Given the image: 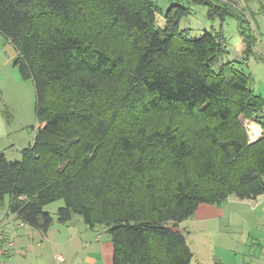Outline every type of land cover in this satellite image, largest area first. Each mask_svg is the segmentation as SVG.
Returning <instances> with one entry per match:
<instances>
[{
  "label": "trees",
  "instance_id": "1",
  "mask_svg": "<svg viewBox=\"0 0 264 264\" xmlns=\"http://www.w3.org/2000/svg\"><path fill=\"white\" fill-rule=\"evenodd\" d=\"M184 1L234 14L231 1L177 0L160 27L153 0H0L36 95L32 145L0 155V200L25 224L79 216L111 237L114 264H193L180 224L202 204L264 196V136L250 142L240 120L264 130V101L224 60L221 32L181 30Z\"/></svg>",
  "mask_w": 264,
  "mask_h": 264
},
{
  "label": "crops",
  "instance_id": "2",
  "mask_svg": "<svg viewBox=\"0 0 264 264\" xmlns=\"http://www.w3.org/2000/svg\"><path fill=\"white\" fill-rule=\"evenodd\" d=\"M15 58L13 45L0 33V155L10 161L21 160L23 151L32 145L38 127L35 88L32 81L24 80L14 64ZM258 126L260 138L264 130ZM226 202L225 217L232 224L221 227L225 233L222 243L231 250L236 249L238 243L233 235L241 228L236 224L238 219L243 221V217L249 215L258 223L257 228L252 223L247 224L250 229L241 228L246 233L241 236L245 240L244 253L251 254V264H264V222L261 224L264 196L253 201L230 199ZM250 204L255 205L251 210L253 215ZM255 230L259 235L253 234ZM0 251L2 264H114L113 242L102 228H91L81 217L75 216L67 224L55 219L49 229L43 231L25 224L10 212L9 196L0 200Z\"/></svg>",
  "mask_w": 264,
  "mask_h": 264
},
{
  "label": "rangeland",
  "instance_id": "3",
  "mask_svg": "<svg viewBox=\"0 0 264 264\" xmlns=\"http://www.w3.org/2000/svg\"><path fill=\"white\" fill-rule=\"evenodd\" d=\"M153 1L159 8L157 23L160 27H164L165 14L173 4L178 2L177 0ZM216 1L221 5L220 0ZM222 1L227 3L232 1V6L235 7L233 15H221L216 13L215 9L211 11V8L206 5L187 1L181 2V5L190 9V14L181 21L180 28L181 30H186L190 36H199L205 31L214 34L221 32L228 48V53L224 60H233L239 63V66L251 77V86L254 93L261 96L264 101V0ZM248 44L249 46L252 45L250 51H247ZM245 120L243 124L248 131L250 121L259 125L253 119L245 118ZM230 199L240 201L236 197H231ZM63 204V201L59 200L47 206L46 209L56 216L57 209ZM227 206L228 202L221 205L202 204L192 218L180 224V229L186 234L188 244L194 254L193 264H215L217 262L221 264L253 263L252 257H250L251 254L244 253L245 240L241 236H245L246 233L242 232L241 228L250 229L251 227L247 224L252 223L255 226L258 221L249 215L243 217V221L241 218L238 219L236 226H241V228L237 235H233L235 243L238 244H236V249L231 250L229 246H226L221 241L225 234L223 228L232 224L229 218L225 217V212H228ZM249 209L251 215H253L251 210L255 209V205L250 204ZM254 228L257 227L255 226ZM253 234L259 235L257 230Z\"/></svg>",
  "mask_w": 264,
  "mask_h": 264
},
{
  "label": "bare ground",
  "instance_id": "4",
  "mask_svg": "<svg viewBox=\"0 0 264 264\" xmlns=\"http://www.w3.org/2000/svg\"><path fill=\"white\" fill-rule=\"evenodd\" d=\"M249 133L250 135H252L253 137H257L260 135L261 133V129L260 127L254 123V122H251L250 125H249Z\"/></svg>",
  "mask_w": 264,
  "mask_h": 264
},
{
  "label": "built area",
  "instance_id": "5",
  "mask_svg": "<svg viewBox=\"0 0 264 264\" xmlns=\"http://www.w3.org/2000/svg\"><path fill=\"white\" fill-rule=\"evenodd\" d=\"M249 137H250V140H251L250 142L256 141L259 138L258 136L257 137H253L252 135H250ZM0 253H1V251H0ZM0 264H2L1 261H0Z\"/></svg>",
  "mask_w": 264,
  "mask_h": 264
},
{
  "label": "water",
  "instance_id": "6",
  "mask_svg": "<svg viewBox=\"0 0 264 264\" xmlns=\"http://www.w3.org/2000/svg\"><path fill=\"white\" fill-rule=\"evenodd\" d=\"M245 120V117L244 116H241V122L243 123Z\"/></svg>",
  "mask_w": 264,
  "mask_h": 264
},
{
  "label": "clouds",
  "instance_id": "7",
  "mask_svg": "<svg viewBox=\"0 0 264 264\" xmlns=\"http://www.w3.org/2000/svg\"><path fill=\"white\" fill-rule=\"evenodd\" d=\"M259 139V138H258ZM257 141V140H256Z\"/></svg>",
  "mask_w": 264,
  "mask_h": 264
}]
</instances>
